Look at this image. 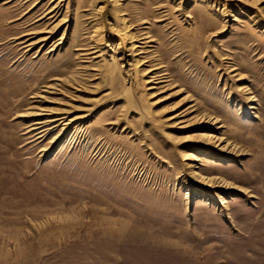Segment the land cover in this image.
<instances>
[{
    "label": "rangeland",
    "instance_id": "obj_1",
    "mask_svg": "<svg viewBox=\"0 0 264 264\" xmlns=\"http://www.w3.org/2000/svg\"><path fill=\"white\" fill-rule=\"evenodd\" d=\"M0 264H264V0H0Z\"/></svg>",
    "mask_w": 264,
    "mask_h": 264
},
{
    "label": "bare ground",
    "instance_id": "obj_2",
    "mask_svg": "<svg viewBox=\"0 0 264 264\" xmlns=\"http://www.w3.org/2000/svg\"><path fill=\"white\" fill-rule=\"evenodd\" d=\"M52 11H50L49 13H51ZM132 46V49H135L134 48V46L135 45H131ZM150 82H152V80H149V83ZM55 116V115H54ZM175 118V117H174ZM65 121H66V118H65V116H63V114L62 115H60V113H59V115L57 114V116H55L53 119H51V121H50V123H52V125H57V127H60V126H66L67 125V123H65ZM35 124H36V122H35ZM37 124H39V123H37ZM39 127V126H38ZM198 182H199V184H201V185H203V186H210L208 183H209V181H207V179H204V178H200L199 177V179L197 180Z\"/></svg>",
    "mask_w": 264,
    "mask_h": 264
}]
</instances>
